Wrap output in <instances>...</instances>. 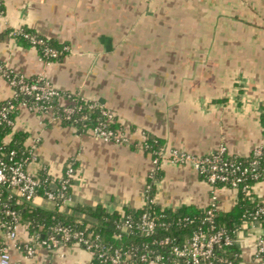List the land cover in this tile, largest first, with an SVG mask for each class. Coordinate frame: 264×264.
<instances>
[{
    "label": "crops",
    "instance_id": "crops-1",
    "mask_svg": "<svg viewBox=\"0 0 264 264\" xmlns=\"http://www.w3.org/2000/svg\"><path fill=\"white\" fill-rule=\"evenodd\" d=\"M0 60L28 78L107 109L126 143L94 139L90 129L69 127L19 109L14 131L26 134L33 159L25 166L53 184L72 162L74 175L65 207L101 206L107 213L138 210L145 203L151 159L141 133L160 140L165 152L204 156L222 144L245 157L264 146V0H3ZM66 44L53 62L10 31ZM9 96L0 82V102ZM153 198L157 206L205 209L212 190L190 167L163 161ZM254 194L264 202V181ZM217 209L229 211L231 189L214 191ZM34 207L50 210L42 197ZM264 228L246 223L235 233L237 264H264L253 256ZM11 264H97L78 245L46 249L36 244L26 258V225L19 222ZM4 235L0 230V247Z\"/></svg>",
    "mask_w": 264,
    "mask_h": 264
},
{
    "label": "trees",
    "instance_id": "trees-1",
    "mask_svg": "<svg viewBox=\"0 0 264 264\" xmlns=\"http://www.w3.org/2000/svg\"><path fill=\"white\" fill-rule=\"evenodd\" d=\"M2 8L3 2L0 0V11H2ZM19 31L23 35H34L41 41L40 44L32 45L22 35H15L14 33L16 31H10V33L23 44L35 49L38 56L45 62L56 61L66 52V44H60L52 39L38 36L28 29ZM45 48L54 51L57 54L56 57L47 59L43 55V50ZM71 98L77 99L76 95ZM11 102L18 107L8 115V119L14 120L16 114L19 112L20 102L29 104L30 100L19 95ZM74 102H76V100H74ZM5 104L6 101H1L0 107ZM58 104V101L55 100L50 101L48 105L50 111L55 115L62 116ZM78 104L79 103H76V105ZM102 110L108 111L97 104L90 110L82 105L79 111L72 114L68 120L60 117V122L69 127H80L90 130L101 124L104 125V129L109 131L113 136L120 134L122 131L115 118L113 117V120L107 121L105 117L101 115ZM36 113L39 115L43 114L41 111H37ZM260 125L264 136V114L260 115ZM143 134L144 137L141 143L142 151L148 154L151 160L155 159L156 153L163 149V144L160 140L146 133ZM26 138L25 133L15 132L3 124L0 125L1 160L8 165L22 161L26 164L30 161V149L26 145ZM223 158L230 164L238 166L240 170H245L246 173L242 175L243 181L234 188L220 182L210 184L212 191L226 188L231 189L235 193V202L232 208L229 211L213 209L210 220L208 215V212L212 210L210 209V205L202 210L192 206H181L177 209H165L157 206L154 202L153 191L155 183L159 179L160 170L148 177L147 185L150 188L145 194V206L138 210L125 209L120 213H107L101 206H75L70 208L64 205H54L50 210H43L34 207L32 202H27L16 197L8 198V194L3 190L0 212L7 209L13 211L17 215L19 222L21 221L26 225L29 234L28 242L33 247L51 235L54 227L59 226L80 232L84 237H90L91 239L97 237L98 243L103 247V251L106 254H110L114 250L119 251L123 255L122 257L125 261L132 262L133 264H144L140 262V256L145 254L150 257L158 256L160 258L159 264H183L181 260L177 259L171 253L173 247L181 248L194 233L221 230L232 239L233 244L222 247L221 249H216L214 251L215 257L216 259H224L231 264H237L238 253L234 245L236 231L246 223L259 225L264 228V215H259L256 219H253L257 207L264 206V202L254 194L255 185L264 181V173H262V167L264 166L262 160L264 156L255 158L251 153L245 157H237L230 156L226 153L223 155ZM254 161H258L259 165L251 166V163ZM67 165H70L74 170L72 162L67 163ZM252 169L253 172L251 173ZM255 173L258 174V179L256 181L252 179V174ZM36 179L41 183L37 192V197L45 199V191H56L60 186V182L57 180L53 183L55 186L52 188L50 186L52 181L47 175H43ZM201 180L206 183V176L202 175ZM144 213H147L155 222L153 232L149 236H144L140 230L136 228V224L140 221V217ZM127 216L130 217L133 227L127 233L119 234L116 226L122 217ZM0 221H7V218L1 213ZM165 240H168L169 243L162 244L161 242ZM71 245H73V243L70 242L68 246ZM21 246L23 247V245ZM129 249L133 250L130 255L125 253ZM91 254L93 255V253Z\"/></svg>",
    "mask_w": 264,
    "mask_h": 264
},
{
    "label": "built area",
    "instance_id": "built-area-1",
    "mask_svg": "<svg viewBox=\"0 0 264 264\" xmlns=\"http://www.w3.org/2000/svg\"><path fill=\"white\" fill-rule=\"evenodd\" d=\"M3 2V0H2ZM2 11H0V17H2ZM15 35H22L32 45L40 44L41 41L34 35L22 34L20 31H16ZM43 55L47 59H53L56 57V53L51 49L45 48ZM0 82L3 83L9 91V96L4 99L5 105L0 107V125H5L11 130H14V120L8 119V115L15 111L18 107L11 102L15 100L17 96L22 95L30 100V103L20 102L19 109L23 108L31 113L37 111L43 112V114L49 113L51 120L60 121V117L68 120L70 116L83 106L88 110L96 106L95 102L76 94L67 93L55 88L47 79L37 76L34 78H28L24 75L15 73L10 66L0 60ZM76 98H71L75 96ZM58 101L60 113L62 116L55 115L50 111L49 102ZM76 100V102H74ZM76 103H79L76 105ZM101 115L105 117L107 121L113 120V115L109 111L102 110ZM104 125L99 124L90 130V134L94 139L103 142L114 143H126L127 139L122 135L113 136L109 131H106ZM142 138L144 134L141 133ZM143 141V140H142ZM226 148L224 145H218L213 151L204 156H195L183 151L170 150L165 152L164 149L159 150L156 153V158L151 160V167L149 169V176H152L155 172L160 170L161 163L168 161L171 164L182 165L190 167L200 176H206V183L210 184L215 182L228 184L231 188L236 187L241 183L242 175L246 173L245 170H240L238 166L227 162L223 155H225ZM30 161L33 159L31 151ZM12 155V154H11ZM252 155L255 158L264 156V146H258L252 151ZM28 161V162H30ZM27 162V163H28ZM25 162H14L11 165L6 164L0 158V205L2 191L5 190L8 194V198L16 197L27 202H33L37 197V192L41 186L38 179L31 176L25 169ZM264 164V158L262 160ZM25 165V166H24ZM252 165H259L258 161L251 163ZM253 169L251 170V173ZM262 173H264V166L262 167ZM74 175V170L70 165H67L63 175L60 177V186L56 191H45L44 197L46 201L53 205H65L70 201L68 190L70 188V181ZM252 179L257 180L258 174H252ZM150 187L145 186L144 192L148 191ZM211 188V187H210ZM245 189V186H244ZM211 206L208 215L209 220L211 218V212L217 209L214 191L210 198ZM145 206V204H144ZM7 221H0V230L4 235V243L0 247V264H11L9 249L12 245L17 243V229L19 226V219L17 215L10 210H2ZM259 215H264V206L257 207L254 213L253 219H256ZM210 222V221H209ZM130 217H122L120 222L116 226L119 234L127 233L132 228ZM155 227V222L150 218L147 213L142 214L140 221L136 224V228L144 236L152 234ZM58 237V238H57ZM119 237V236H117ZM81 246L86 251L93 253L94 259L97 264H133L123 259V255L119 251H112L110 254H106L103 251V247L98 243V238L91 239L90 237H84L82 233L73 231L70 228L54 227L51 235L46 239L40 241L38 244L46 249L58 248L68 246L69 243ZM162 244L169 243L168 240L162 241ZM233 244L232 239L226 235L223 231H206L194 233L190 239L181 248L173 247L171 253L177 259L181 260L183 264H231L224 259H216L214 251L221 249L222 247L230 246ZM22 250L26 258L31 257L34 254V247L29 243L23 245ZM133 250L129 249L126 254H131ZM124 253V255H125ZM264 255V234H260L255 238V246L253 256L256 260H259ZM140 262L144 264H159L160 258L158 256L141 255Z\"/></svg>",
    "mask_w": 264,
    "mask_h": 264
}]
</instances>
